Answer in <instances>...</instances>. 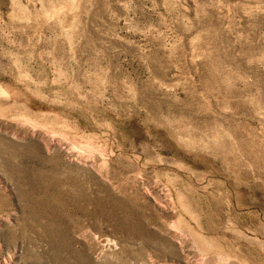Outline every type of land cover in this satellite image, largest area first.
Wrapping results in <instances>:
<instances>
[{
    "label": "rangeland",
    "instance_id": "1",
    "mask_svg": "<svg viewBox=\"0 0 264 264\" xmlns=\"http://www.w3.org/2000/svg\"><path fill=\"white\" fill-rule=\"evenodd\" d=\"M0 264H264V0H0Z\"/></svg>",
    "mask_w": 264,
    "mask_h": 264
}]
</instances>
